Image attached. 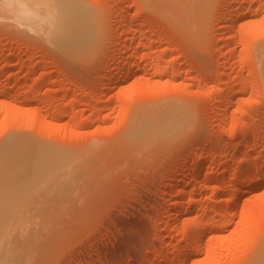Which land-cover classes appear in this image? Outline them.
<instances>
[{
  "label": "rangeland",
  "instance_id": "1",
  "mask_svg": "<svg viewBox=\"0 0 264 264\" xmlns=\"http://www.w3.org/2000/svg\"><path fill=\"white\" fill-rule=\"evenodd\" d=\"M261 50L264 0H0V147L76 159L47 183L0 164V264H253Z\"/></svg>",
  "mask_w": 264,
  "mask_h": 264
},
{
  "label": "bare ground",
  "instance_id": "2",
  "mask_svg": "<svg viewBox=\"0 0 264 264\" xmlns=\"http://www.w3.org/2000/svg\"><path fill=\"white\" fill-rule=\"evenodd\" d=\"M229 18V17H228ZM227 18V19H228ZM231 18H233L232 16H231ZM230 19V18H229ZM228 19V22H230L231 21V19L229 20ZM232 22V21H231ZM133 27V26H132ZM133 29H134V27L133 28H131L130 27V29L129 30H131V31H133ZM135 30V29H134ZM261 52H263V50H261ZM264 53V52H263ZM263 56H264V54H263ZM260 58H263L262 56L260 57ZM260 60V59H259ZM264 60L262 59V62H263ZM262 62H259L260 63V66H261V64H264V62L262 63ZM8 64V63H7ZM263 66V65H262ZM262 66H261V68H262ZM7 67V65L5 66V67H3V69H5ZM13 67V66H12ZM11 67V68H12ZM8 68H10L9 66H8ZM7 68V69H8ZM264 66H263V68H262V72H263V76H264ZM6 70V69H5ZM4 70V71H5ZM112 73V72H111ZM11 96V95H10ZM8 97V96H7ZM6 98V97H5ZM6 100V99H5ZM8 100V99H7ZM8 104V103H7ZM230 104V103H229ZM10 106V105H9ZM227 106H228V104H226V108H227ZM15 108V107H14ZM10 109H11V106H10ZM13 109V108H12ZM18 109H20V108H18ZM55 109V108H54ZM6 110H7V108H6ZM11 111H15L14 109L13 110H11ZM10 111V112H11ZM19 111V110H18ZM22 111V110H21ZM16 112H17V110H16ZM23 112V111H22ZM12 114H14V113H12L11 112V114L10 115H12ZM15 114H19V113H15ZM52 114L53 115H57V114H59V111L58 110H53V112H52ZM166 114V113H165ZM19 115H22V114H19ZM7 116V115H6ZM12 116H15V115H12ZM163 116H165V115H163ZM162 116V117H163ZM16 117V116H15ZM12 118V119H17V118H19V116H17V118ZM160 117V116H159ZM161 118V117H160ZM158 119V118H156V120H153L152 122H142L141 121V119H140V123H142L143 125H140L141 126V128H140V126H139V129H140V131L138 130V132H140V134H142L143 135V133L145 132V131H149V132H151V133H153L154 132V134L157 136V134L158 133H160V138H161V135L162 136H164V137H167L168 136V134L170 135V132L168 133V131L169 130H173L175 127H173V126H176L175 125V122H173V119L172 120H170L169 121V118H168V121L170 122L169 124H171L172 123V125H169V124H167V126L169 125L170 127H172L171 129H170V127L168 126V128L169 129H167V127H166V133H165V131H164V133H163V131H161V132H156L155 133V131H160V123L162 122V121H167V119H166V117H165V120L164 119ZM142 119H144V118H142ZM147 120V119H146ZM160 120V121H159ZM176 121V120H175ZM165 122H163V124L162 125H164V123ZM44 123H46L45 122V120H44ZM145 123V124H144ZM150 123H155L154 124V127H155V125H156V127L154 128L152 125L153 124H151V126H150ZM157 123V124H156ZM167 123V122H166ZM165 123V124H166ZM174 123V124H173ZM53 124V123H52ZM56 124V123H55ZM146 124H148V125H146ZM54 125V124H53ZM135 125H136V123H135ZM148 126H150V127H152V128H150V127H148ZM165 126V125H164ZM163 126V127H164ZM146 127H148V130H146L147 128ZM157 127H158V129H157ZM143 128V129H142ZM150 129H152V131H150ZM153 129H155V130H153ZM142 130V131H141ZM143 130H144V132H143ZM164 130V129H163ZM135 132V131H134ZM142 132V133H141ZM149 132H146V134L147 135H145V136H147V138H149L150 139V137L152 136ZM163 133V134H162ZM153 134V135H154ZM165 134V135H164ZM150 137H149V136ZM167 135V136H166ZM144 136V137H145ZM158 137H159V135H158ZM157 137V138H158ZM164 137H162V138H164ZM146 138V137H145ZM152 138H153V136H152ZM10 140H8L7 142H5L4 144H7L8 142H9ZM10 143H11V145H10ZM4 144H3V147L1 146L0 148H1V150H0V164H3V163H5L6 161H8L9 160V163H10V166L11 165H13V166H15V167H28V168H30V170H31V172H29V175L28 176H26V180H27V182H37V183H47L48 181L50 182V180L54 177L55 178V176L56 177H58V175H60V174H64L63 172L64 171H66V169H69V167H70V164L71 163H73L71 160H72V158H73V161H74V157H72V156H70L68 153H66V152H64V151H54V150H51V149H49V148H35L34 150H33V154L32 155H30V154H25L24 155V153H21L19 150H20V147H19V145H17L16 144V141L13 139H11V141L7 144V145H9V146H7V145H5V147H7V148H5L4 147ZM10 147V148H9ZM5 148V150H7V151H5V150H3ZM9 148V149H8ZM19 155H21L22 157H17V156H19ZM72 157V158H71ZM76 160V159H75ZM79 160V159H78ZM75 162V161H74ZM76 163V162H75ZM75 163H73L72 164V166L75 164ZM70 169H72V170H74L73 168H71L70 167ZM69 172H71V170H69ZM74 172V171H73ZM66 173V172H65ZM73 174V173H72ZM72 174H70V175H72ZM75 174V173H74ZM67 175V174H66ZM202 171L200 170L198 173H197V175L195 176V178H194V181L196 180V181H198L201 177H202ZM64 176H65V174H64ZM73 176V175H72ZM242 176L244 177V178H248L250 175L249 174H242ZM65 179H67V180H63L64 182H67V181H71V178L68 176L67 178L66 177H64ZM70 178V179H69ZM54 180V179H53ZM53 180H51V181H53ZM72 180H73V178H72ZM178 180V179H177ZM181 181V180H180ZM195 181V182H196ZM61 183H63V182H61ZM60 183V184H61ZM68 184H70L69 182H67ZM67 183H65V184H67ZM63 186V185H62ZM255 185H253V187H254ZM259 186H260V184H259ZM64 187H66V186H64ZM256 187H257V185H256ZM256 187H254L255 189H256ZM66 189V188H65ZM62 190V189H61ZM67 190V189H66ZM65 191V190H64ZM183 192H185V191H183ZM185 194V193H184ZM181 195L183 196V194L181 193ZM180 203V202H179ZM178 203V204H179ZM182 204V203H181ZM181 204H180V206H181ZM234 204V203H233ZM235 204H236V202H235ZM234 204V205H235ZM0 226L2 225L1 223L3 222V219L5 218V214L3 215V212H0ZM4 216V217H3ZM7 217V216H6ZM5 219H7V218H5ZM4 222H5V220H4ZM198 223V225L197 226H199V222H197ZM196 223V224H197ZM201 223V222H200ZM196 224H195V226H196ZM195 226H193L192 228H194ZM201 226V225H200ZM192 230V229H191ZM203 230H205L204 228H203ZM202 230V228L201 227H198V228H196V230L194 231L196 234H195V239L197 240H199L200 241V239H201V237L203 236V234H205V232ZM204 232V233H203ZM3 235V233H2V228H0V236H2ZM194 236V235H193ZM0 239H3V236H2V238L0 237ZM203 240V239H202ZM0 242H2L3 243V241H0ZM198 242V241H197ZM201 243H203V242H201ZM194 245V244H193ZM200 245V244H199ZM2 245H0V247H1ZM189 246V245H188ZM195 246H197V245H195ZM189 247H191V245L189 246ZM193 248V247H192ZM9 250V248L5 251V254H3L4 256L5 255H9V252H10V250ZM135 250V249H134ZM192 250V249H191ZM198 249L195 247V248H193V251H197ZM0 251H1V249H0ZM7 251H8V253H7ZM190 251V250H189ZM7 253V254H6ZM194 253V252H193ZM259 254V253H258ZM3 256V257H4ZM2 257V256H1ZM2 257V258H3ZM250 263V262H249ZM253 264H264V251L261 253V255L260 256H258V258L255 260V262L253 263Z\"/></svg>",
  "mask_w": 264,
  "mask_h": 264
}]
</instances>
